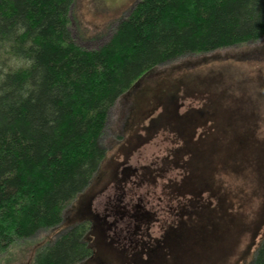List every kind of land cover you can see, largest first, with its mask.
I'll list each match as a JSON object with an SVG mask.
<instances>
[{"label":"rangeland","instance_id":"374dc122","mask_svg":"<svg viewBox=\"0 0 264 264\" xmlns=\"http://www.w3.org/2000/svg\"><path fill=\"white\" fill-rule=\"evenodd\" d=\"M138 1L74 0L75 43L99 49ZM191 138L200 142L208 185L199 191L203 182H196L194 217L176 221L190 194L173 197L170 186L182 173L165 166ZM101 145L107 151L103 171L118 161L139 170L128 182L131 193L122 197L131 206L119 209L156 222L113 225L110 217L103 223L116 185L104 177L65 208L59 227L16 241L0 264H32L43 245L86 221L98 227L88 237L96 259L87 264H251L264 238V37L149 71L111 109ZM166 230L165 245L156 248Z\"/></svg>","mask_w":264,"mask_h":264},{"label":"trees","instance_id":"16d2710c","mask_svg":"<svg viewBox=\"0 0 264 264\" xmlns=\"http://www.w3.org/2000/svg\"><path fill=\"white\" fill-rule=\"evenodd\" d=\"M74 0H0V257L59 227L107 151L111 109L149 71L264 37V0H139L110 40L80 48ZM88 222L43 245L32 264H87ZM251 264H264V238Z\"/></svg>","mask_w":264,"mask_h":264},{"label":"flooded vegetation","instance_id":"af4514ba","mask_svg":"<svg viewBox=\"0 0 264 264\" xmlns=\"http://www.w3.org/2000/svg\"><path fill=\"white\" fill-rule=\"evenodd\" d=\"M136 86H138V82L132 88H134ZM199 143L200 142H197L194 144V140L192 138L191 139H184V146L182 147V149L178 150L179 154L173 155L174 158H172V160H168L166 163V166H165L166 171H169V169L172 170L175 167L177 169H180L181 173H182V178H181L180 182H178V183L173 182V184L170 186L172 188L173 194L175 195V196L173 195V197L175 198L177 195H180V197H183V196L187 195V193L190 194V196L188 195L189 197L187 198V201L184 202L185 205H184V203L181 204L179 206L180 211L177 213V215H174L173 219L176 221H180L179 217H182L185 215H187L188 218L194 217L193 211L196 210V207H195V203L193 202V200H194L193 193L195 191H193L192 189H196V187H195L196 182L197 183L199 182L201 184L202 178L204 180H205V177L208 178L206 176L207 173L203 172V170L207 169V168L205 169L206 165L204 163H202L200 160H198V157L201 158V156L199 155L200 152L197 150ZM176 153H178V152H176ZM186 153H187V155H186ZM104 161H103L101 168H100L99 172L97 173V176L95 177L92 185L90 186V188L81 194V195H83V194L85 195V193L87 194L88 190L93 189L98 184H100L104 177L108 180L107 181L108 183H116L115 187H113V194H110L108 197V200H107V201L111 200V203L109 204L110 209H107V210H111V214H109V211H107V214L104 215V217H103V223H106L108 218H110V217H111L110 219L113 222V225H115L114 223H125V222H133L136 224L138 223V225L140 223L150 225L151 222H156L155 221L156 219L154 220L151 216L148 218L145 215H133L132 216V214H130V213H125V211L122 210L123 208L119 209V207L121 205H123L125 208H127V206H131L130 202H124L122 197H125L126 195L128 196L129 193H131L130 188H128V182H129V180L132 179V176L138 177L139 170L131 168L127 164V161H121V162L118 161L116 164V167H112L108 171H103L102 169L104 166ZM168 166H170V167L167 170ZM153 172L154 171H151L150 173H153ZM154 173H156V171ZM202 182H203L202 183L203 187L201 185L199 191H203L206 188V186L208 185L207 184L208 181L207 182L202 181ZM94 185H96V186H94ZM191 191H192V193H191ZM151 194H154V193L149 192V195H151ZM139 197L140 196H138V198ZM131 209H133V207H131ZM82 211H83L82 215H84L85 214L84 207H83ZM112 211H113V214H112ZM86 222H88L91 226L90 233H92L94 235L97 234L96 233V231L98 229L97 223L95 221H92V223L90 221H86ZM110 225L112 226V224H110ZM169 228L170 229L173 228V224H170ZM169 230H166L165 236L163 237L162 240L159 241L156 248H159V247L162 248L165 245L167 232ZM160 243H162V244H160ZM91 245L94 249L93 260H95L96 259L95 242H93ZM152 250L153 249H151L149 251L150 254L152 253Z\"/></svg>","mask_w":264,"mask_h":264}]
</instances>
